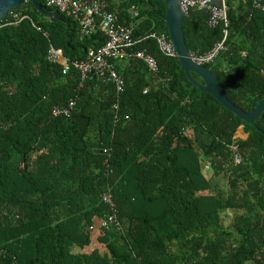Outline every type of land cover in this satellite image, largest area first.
<instances>
[{
    "label": "trees",
    "instance_id": "16d2710c",
    "mask_svg": "<svg viewBox=\"0 0 264 264\" xmlns=\"http://www.w3.org/2000/svg\"><path fill=\"white\" fill-rule=\"evenodd\" d=\"M36 1L44 12L27 0L0 21V264H264V112L246 122L194 85L177 56L160 52L148 35L169 37L163 0H106L133 28L134 49L160 67L116 61L122 93L48 60L51 44L75 61L107 36L99 26L82 35L73 17ZM227 3L225 46L205 65L251 112L264 98V0ZM183 31L197 56L224 38L205 10L190 11ZM70 100V116L53 114ZM107 190L122 229L102 228L105 249H89ZM230 209L241 212L227 222Z\"/></svg>",
    "mask_w": 264,
    "mask_h": 264
},
{
    "label": "built area",
    "instance_id": "2783aa9c",
    "mask_svg": "<svg viewBox=\"0 0 264 264\" xmlns=\"http://www.w3.org/2000/svg\"><path fill=\"white\" fill-rule=\"evenodd\" d=\"M227 1L181 0V7L187 15L193 10H205L208 13V23L210 26H217L220 23L224 25V38L222 41L218 42L205 55L197 56L193 54L195 60L201 64L212 61L225 46L229 27ZM47 4L77 20L82 35H89L99 26L107 36V41L104 45L90 49L86 58L82 60H70L64 55L62 49L51 44L48 49L47 58L52 63L61 64L63 73H68L72 68H75L80 72L83 81L94 76L103 77L107 82L115 85L118 93H122L125 90V79L116 69V61L129 60L132 57H136L143 61L150 72L159 71L158 60L151 52L147 49H134L133 28L119 21L118 15L109 10L106 0H47ZM12 17L14 20L20 21L28 16L12 13ZM148 36L156 40L162 54L169 57L177 56L173 43L166 34L152 32ZM146 92L147 90H145ZM75 105V100H70L66 105L55 106L53 114L55 116L68 117L72 114ZM115 108H118V104L115 105ZM231 147L234 164H241L244 157L237 141ZM104 152H108V149H105ZM209 169L210 165L206 163L204 170L209 171ZM102 201L107 205L108 212L104 218L96 219L88 227L92 235L99 233L102 228L110 226L118 230L122 229L119 219V209L110 190L102 194Z\"/></svg>",
    "mask_w": 264,
    "mask_h": 264
},
{
    "label": "water",
    "instance_id": "95a60500",
    "mask_svg": "<svg viewBox=\"0 0 264 264\" xmlns=\"http://www.w3.org/2000/svg\"><path fill=\"white\" fill-rule=\"evenodd\" d=\"M26 1L27 0H0V21L8 16L10 10L21 6ZM163 1L168 7L166 13V24L169 37L176 50L177 57L184 67V71L188 79L194 85L198 86L201 91L207 92L216 98L222 105L235 113L238 117L252 125H255V121L264 112V98L258 102L255 109L251 112L245 111L243 108L230 100L223 90L222 83L218 75L205 64L197 62L193 53L188 49L183 31V22L188 15L181 7V0ZM32 2L41 12H44L42 5L38 1L32 0ZM54 15L58 17V13L54 12ZM191 72L197 73L201 77L203 83L195 79ZM239 129H241V127ZM238 136L242 137V133Z\"/></svg>",
    "mask_w": 264,
    "mask_h": 264
},
{
    "label": "rangeland",
    "instance_id": "374dc122",
    "mask_svg": "<svg viewBox=\"0 0 264 264\" xmlns=\"http://www.w3.org/2000/svg\"><path fill=\"white\" fill-rule=\"evenodd\" d=\"M242 130H243V127H241V129L238 130L239 134H241V133L243 134ZM237 212H241V211H236V210H232V209L227 210L224 213V215L226 217V221L228 222L229 220H231ZM98 236H99L98 233L93 234V243L94 244H98V242H97ZM99 246H100V248L105 249V246L103 244H100Z\"/></svg>",
    "mask_w": 264,
    "mask_h": 264
},
{
    "label": "crops",
    "instance_id": "0c3cea01",
    "mask_svg": "<svg viewBox=\"0 0 264 264\" xmlns=\"http://www.w3.org/2000/svg\"><path fill=\"white\" fill-rule=\"evenodd\" d=\"M243 131V130H242ZM239 135V132L237 133V136ZM243 135V134H242ZM98 242V241H97ZM101 243H99L98 242V244H94V243H92V245L89 247V249H91L92 247H100L99 245H100ZM102 249V248H101ZM104 249H102V251H103Z\"/></svg>",
    "mask_w": 264,
    "mask_h": 264
},
{
    "label": "bare ground",
    "instance_id": "6f19581e",
    "mask_svg": "<svg viewBox=\"0 0 264 264\" xmlns=\"http://www.w3.org/2000/svg\"><path fill=\"white\" fill-rule=\"evenodd\" d=\"M118 64V63H117Z\"/></svg>",
    "mask_w": 264,
    "mask_h": 264
}]
</instances>
